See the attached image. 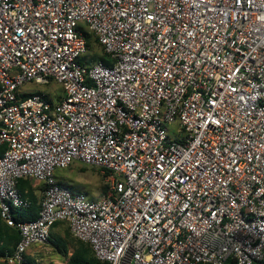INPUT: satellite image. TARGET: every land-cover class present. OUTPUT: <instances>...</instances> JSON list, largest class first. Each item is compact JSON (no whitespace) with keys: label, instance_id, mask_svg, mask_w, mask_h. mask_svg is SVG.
<instances>
[{"label":"built area","instance_id":"obj_1","mask_svg":"<svg viewBox=\"0 0 264 264\" xmlns=\"http://www.w3.org/2000/svg\"><path fill=\"white\" fill-rule=\"evenodd\" d=\"M80 24L110 65L82 61ZM51 83L56 99L22 89ZM0 146V219L19 234L6 264L59 222L107 264H259L264 0H0ZM73 162L107 192L59 182ZM21 179L42 199L15 222Z\"/></svg>","mask_w":264,"mask_h":264},{"label":"rangeland","instance_id":"obj_2","mask_svg":"<svg viewBox=\"0 0 264 264\" xmlns=\"http://www.w3.org/2000/svg\"><path fill=\"white\" fill-rule=\"evenodd\" d=\"M85 29L84 24H80ZM97 56V61L102 62L105 65H110L112 60L109 56L104 57V60H100L103 51L100 46L90 45L87 53L81 58L82 61L88 62L92 55ZM99 59V60H98ZM23 90L40 92L49 95L51 98H56L61 93L59 85L51 83L50 85H26ZM68 175L69 183L72 187L78 186L76 190L79 192L89 194L92 198H99L102 194L107 192L108 178L107 174H102L99 168L83 165L80 162H76L69 166L66 170H63ZM60 223V222H59ZM63 223V222H61ZM58 224V223H57ZM55 224L51 230L50 243L43 246H33L29 251L33 250V254L27 251L25 253L26 260L29 264H66L69 256L72 254L75 246V239L71 234H67L66 237L56 240L57 237L52 235V231L57 226ZM65 231H69L68 229ZM66 233V232H65ZM36 248V249H35Z\"/></svg>","mask_w":264,"mask_h":264},{"label":"trees","instance_id":"obj_3","mask_svg":"<svg viewBox=\"0 0 264 264\" xmlns=\"http://www.w3.org/2000/svg\"><path fill=\"white\" fill-rule=\"evenodd\" d=\"M81 31L86 39L87 49H89L92 43L93 45L95 44L101 47L97 38H95L92 34L88 33L87 30L83 29L82 27H81ZM101 56L102 57H99V59L103 61L104 57H106L107 55L103 51V55ZM91 62H97V56H95L94 54L89 59V63ZM87 64L88 63H86V65ZM5 150H6V146H0V156L3 155ZM27 185H28L27 180H19L17 183L19 192H23V190L27 187ZM67 187L71 189L69 186ZM39 208L40 207L36 203L31 201V206L28 209L19 210L15 213V218H14L15 222H25V221L35 220L38 216ZM56 240L58 241L61 239H56ZM18 241H19L18 231L14 228L8 227L0 219V260L3 261V264H6V258L13 253L14 248L18 243ZM74 247L75 248L72 254L69 256L66 264H107L95 258V255L88 244L75 239ZM26 264H29L28 261L26 262ZM259 264H264V259Z\"/></svg>","mask_w":264,"mask_h":264},{"label":"crops","instance_id":"obj_4","mask_svg":"<svg viewBox=\"0 0 264 264\" xmlns=\"http://www.w3.org/2000/svg\"><path fill=\"white\" fill-rule=\"evenodd\" d=\"M28 91V90H25ZM29 92H34V91H29ZM40 93V92H37ZM46 95V94H45ZM60 95V94H59ZM59 97V96H58ZM57 97V98H58ZM56 99V98H54ZM76 162H73L72 164H74ZM66 170V169H65ZM103 174V173H102ZM104 175V174H103ZM56 178L59 180V182H61L62 184L69 186L71 188V190L74 193H82L79 192L78 190H76V188L78 186H80L79 184H77V186L74 188L71 186V183H69V181H67L69 179L68 175L64 173L63 170H58L55 173ZM21 180H27L28 181V185L27 187L23 190V192H20V194L27 198L30 202L33 201L34 203H36L39 207H40V202L42 199V183L34 180V179H21ZM18 189V187H17ZM19 191V190H18ZM89 200H96V198H92L90 196H88L89 194H85L83 193ZM103 195V194H102ZM101 195V196H102ZM100 198V197H99ZM98 199V198H97ZM31 206V205H30ZM17 212V211H16ZM15 212V213H16ZM68 225L66 223H58L57 226L54 228V230L52 231V235H55V237H57L56 239H60V238H64L67 236V234L70 233V230L68 229ZM69 230V231H65V230ZM66 232V233H65ZM51 235V234H50ZM51 244V243H50ZM36 249V248H35ZM29 253L33 254V250L29 251ZM0 264H3V261L0 260Z\"/></svg>","mask_w":264,"mask_h":264}]
</instances>
